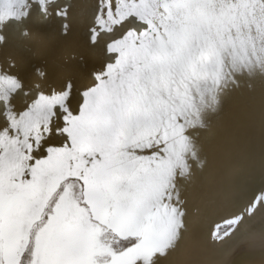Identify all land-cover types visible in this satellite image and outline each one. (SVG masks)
Instances as JSON below:
<instances>
[{"label": "snow or ice", "instance_id": "6c2138e0", "mask_svg": "<svg viewBox=\"0 0 264 264\" xmlns=\"http://www.w3.org/2000/svg\"><path fill=\"white\" fill-rule=\"evenodd\" d=\"M257 76L264 0H0V264H154Z\"/></svg>", "mask_w": 264, "mask_h": 264}, {"label": "bare ground", "instance_id": "6f19581e", "mask_svg": "<svg viewBox=\"0 0 264 264\" xmlns=\"http://www.w3.org/2000/svg\"><path fill=\"white\" fill-rule=\"evenodd\" d=\"M204 123L203 176L193 164L195 176L183 192V226L177 239L161 243L157 250L166 254L154 264H230L243 250L264 249V206L221 230L264 190V81H244L219 115Z\"/></svg>", "mask_w": 264, "mask_h": 264}, {"label": "water", "instance_id": "95a60500", "mask_svg": "<svg viewBox=\"0 0 264 264\" xmlns=\"http://www.w3.org/2000/svg\"><path fill=\"white\" fill-rule=\"evenodd\" d=\"M230 264H264V249L243 250Z\"/></svg>", "mask_w": 264, "mask_h": 264}, {"label": "rangeland", "instance_id": "374dc122", "mask_svg": "<svg viewBox=\"0 0 264 264\" xmlns=\"http://www.w3.org/2000/svg\"><path fill=\"white\" fill-rule=\"evenodd\" d=\"M228 226L224 225L221 227V230L224 231Z\"/></svg>", "mask_w": 264, "mask_h": 264}]
</instances>
